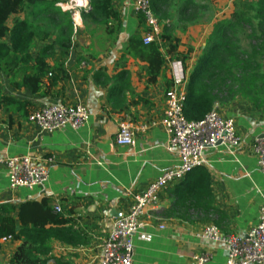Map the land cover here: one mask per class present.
Instances as JSON below:
<instances>
[{
    "label": "crops",
    "instance_id": "obj_1",
    "mask_svg": "<svg viewBox=\"0 0 264 264\" xmlns=\"http://www.w3.org/2000/svg\"><path fill=\"white\" fill-rule=\"evenodd\" d=\"M134 1L112 0L120 17L115 42L102 37V30L95 25L88 22L85 27L81 6H69L74 29L79 33L63 62V75H57L53 85L47 78L43 80L42 91L47 95L14 88L10 76L0 73L1 94L25 103L21 108L0 106V157H29L48 171V179L41 185L10 188L9 171L0 164V207H7L0 209V216L13 220L15 233L10 241L0 243V264H9L25 239L37 237L40 227L36 226L40 224L45 229L68 228L72 238L80 242L73 245L50 239L46 244V264H98L101 241L113 222L128 213L136 195L165 170L177 166L176 157L166 150L168 136L161 125L164 94L168 90L165 76H170L169 57H165L164 70L156 83L148 85L146 63L126 53L130 38L139 35L143 39L146 34V26L139 23L133 11ZM196 1L207 7V0ZM231 2L221 6L223 18L233 11ZM172 7L177 11L186 8L179 2L172 3L169 11ZM170 17L168 31L179 39L178 50L189 54L187 62L193 67L212 26L197 20L176 23ZM159 25L161 33L163 26L160 22ZM43 45L37 44L30 51L32 58ZM59 53L57 49L47 63L60 61ZM120 73L125 76L127 88L120 91L115 108L121 110H117L108 96L111 86L120 81L110 80L106 85L103 82ZM58 104H81L89 113L87 123L76 130L63 126L52 133H40L28 121L31 113ZM213 108L220 116L234 121L239 144L204 151L206 162L202 167L158 193L157 205L145 211L143 226L133 236V264H196L195 257L201 254L209 256L207 264H225L224 247L198 238L197 234L212 225L221 235H241L257 224L264 177L257 167L252 143L264 131V112L253 109L241 98ZM122 122L155 125L136 134L133 146H122L115 144ZM201 169L210 180L212 212L208 215L187 204L182 208L173 195L185 189L189 179ZM33 203L42 207L31 206ZM56 206L61 210L57 213L66 220L62 227H53L47 217V208L53 212Z\"/></svg>",
    "mask_w": 264,
    "mask_h": 264
},
{
    "label": "trees",
    "instance_id": "obj_2",
    "mask_svg": "<svg viewBox=\"0 0 264 264\" xmlns=\"http://www.w3.org/2000/svg\"><path fill=\"white\" fill-rule=\"evenodd\" d=\"M177 2L186 6L177 12L178 22H195V14L207 10L196 0H152L151 10L163 26L158 41L144 44L139 35L128 41L126 53L147 65L146 84L156 83L164 70L167 56L169 60L179 59L183 66L186 76L183 114L187 121H201L216 104H228L238 98L249 103L253 109L264 112V0H236L229 17L213 23L198 49L193 67H189L187 62L189 54L178 50L179 39L167 28L169 8ZM68 6H71V0H0V73L10 76V84L14 88H25L32 94L45 96L47 92L42 91L43 80L47 78L49 85H53L57 75H63V62L79 33L74 29L73 11ZM79 12L86 28L89 22L102 30V37L111 42L117 40L120 17L113 9L112 0H87L85 8L80 7ZM137 16L139 23L145 25L143 16ZM148 30L146 27L145 31ZM40 43L44 45L32 58L30 51ZM57 49L60 61L48 64L47 60L53 58ZM165 79L166 89L171 88L170 76H165ZM110 80L120 81L119 85H112L109 89L108 100L115 108L120 91L127 88V82L120 73L106 77L103 85ZM10 105L21 108L25 103L3 96L0 89V106ZM173 195L182 208H186L184 204H187L201 214L212 212L210 180L204 169L189 179L185 189ZM31 206L42 207L36 203ZM5 208L0 207L1 210ZM53 212L48 208L46 210L49 222L53 227H62L66 220L61 214ZM36 227H40L38 236L25 239L9 264H46L45 256L49 252L46 244L50 239L80 245L72 238L68 228L45 229L41 224ZM7 236L15 237L14 222L0 216V238Z\"/></svg>",
    "mask_w": 264,
    "mask_h": 264
},
{
    "label": "built area",
    "instance_id": "obj_3",
    "mask_svg": "<svg viewBox=\"0 0 264 264\" xmlns=\"http://www.w3.org/2000/svg\"><path fill=\"white\" fill-rule=\"evenodd\" d=\"M80 1L71 0V5L80 7L74 3ZM151 2L152 0H135L133 4V11L143 16L145 26L149 29L143 38L144 44L158 41L160 33L158 19L151 10ZM168 69L172 86L164 94L165 108L161 125L168 136L166 150L176 157L178 164L172 169L165 170L148 185L145 191L136 195L128 213L113 222L109 233L101 241L98 264H133V236L143 226L141 219L145 211L157 205L158 193L169 183L181 180L202 167L206 162L204 151L221 145L235 147L240 142L234 121L220 116L215 108L201 121L186 120L183 114L185 100L183 87L186 76L181 61L169 60ZM88 119V110L81 104L51 105L28 116V121L33 123L40 133H52L63 126L76 130L83 127ZM154 125L153 122L137 125L122 122L115 135V144L133 146L135 135L145 133ZM252 152L256 157L257 167L264 177V131L254 138ZM0 164L9 171L10 188L31 189L48 179L47 169L36 165L29 157H0ZM261 199L258 222L244 234L221 235L215 226L210 225L197 234V237L221 244L226 251L225 264H264V186ZM54 211L61 210L56 206ZM11 239V236L2 237L0 243ZM208 261L209 256L205 254L195 257L196 264H207Z\"/></svg>",
    "mask_w": 264,
    "mask_h": 264
},
{
    "label": "rangeland",
    "instance_id": "obj_4",
    "mask_svg": "<svg viewBox=\"0 0 264 264\" xmlns=\"http://www.w3.org/2000/svg\"><path fill=\"white\" fill-rule=\"evenodd\" d=\"M226 1L228 2H235L236 0H207L206 5H207V10L202 13H197L195 14V16L197 15V21L201 22L202 24L206 25H210V27L212 26V24L218 20L223 19V15H220L221 12V6L226 3ZM238 1V0H237ZM231 2V3H232ZM77 3V5L83 6L85 5V3H87V0H81L79 3L78 2H74ZM69 7V6H68ZM66 8V7H65ZM70 8V7H69ZM180 8H178L179 11ZM170 20L172 22L176 23L178 22V11L176 7H172L170 9ZM212 23V24H211Z\"/></svg>",
    "mask_w": 264,
    "mask_h": 264
}]
</instances>
